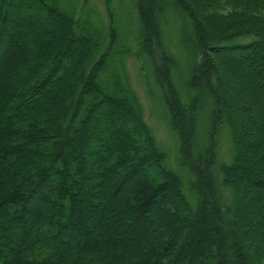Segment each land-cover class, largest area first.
<instances>
[{
    "label": "trees",
    "instance_id": "trees-1",
    "mask_svg": "<svg viewBox=\"0 0 264 264\" xmlns=\"http://www.w3.org/2000/svg\"><path fill=\"white\" fill-rule=\"evenodd\" d=\"M0 50V264H264V0H0Z\"/></svg>",
    "mask_w": 264,
    "mask_h": 264
},
{
    "label": "rangeland",
    "instance_id": "rangeland-1",
    "mask_svg": "<svg viewBox=\"0 0 264 264\" xmlns=\"http://www.w3.org/2000/svg\"><path fill=\"white\" fill-rule=\"evenodd\" d=\"M91 1L94 4H98L99 5V0H91ZM260 3L263 4V1H261ZM11 21H12V19H11ZM11 21L8 19V24ZM170 29L172 30L171 27H170ZM50 31H51L50 34L52 35V34H54L55 30L54 29H50ZM168 32H169V30H168ZM173 40L174 39L172 37V42H173ZM172 42H169V44H168L170 49L174 47V44ZM0 53H1V50H0ZM128 71L130 72V75H131L132 85H133L135 91L137 92V94H138V96L140 98V101L142 103V106H143V109H144V113H145V117H146L149 125L151 126V128L153 130V133H154V135L156 137L157 142L160 144V146L163 148V150L166 151V154L170 158L174 157V155L176 154V147H177V140L174 137L175 135L173 133H170L169 130L164 125L165 122H164V120H163V118L161 116V113H160L161 110L156 108L152 104V102H150L148 100V98L146 97L145 89H144L143 85L140 83V81L138 80V74H137L136 68L133 67L131 65V63H129V65H128ZM254 72H255L254 69H252L250 72L248 71V73H246V74L239 71L240 74L236 72V76L238 77L240 82L243 83V85L248 87L249 84H250L251 78L253 77ZM258 91L262 94L260 89H258ZM51 92H57V89L49 90V94L46 93L44 99H42V98L39 99L40 102H44V103L46 101L48 102V99L50 98L49 95H50ZM44 103H43V105H44ZM250 115L253 116V117L256 116L255 113H250ZM220 143H221V152L224 153V150H226V146H227V142H226L225 136H222ZM240 196H241L242 200L245 203H247L248 202V198L250 196H252L251 189L249 190V188H247L245 186L243 188ZM158 208H160V207H158ZM261 229H262V227H261ZM252 230L254 231L255 238H259V236L261 234L260 228L258 227L257 229H252ZM246 232L248 234V231H246ZM262 250H264V245H262Z\"/></svg>",
    "mask_w": 264,
    "mask_h": 264
}]
</instances>
